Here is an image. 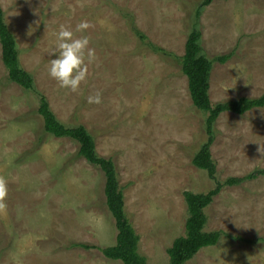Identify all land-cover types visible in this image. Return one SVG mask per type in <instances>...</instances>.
Wrapping results in <instances>:
<instances>
[{"label":"rangeland","instance_id":"obj_1","mask_svg":"<svg viewBox=\"0 0 264 264\" xmlns=\"http://www.w3.org/2000/svg\"><path fill=\"white\" fill-rule=\"evenodd\" d=\"M0 0L14 34L20 66L33 77L25 91L6 78L0 58V264H122L95 249L114 244L115 227L103 194L101 170L77 155V144L43 132L36 114L43 94L66 126L81 124L98 155L113 160L124 210L148 264H168L166 249L183 234V191L214 185L191 159L204 141L205 113L190 100L178 62L187 33L213 62L212 104L264 92V0ZM156 46L152 52L131 32L130 19ZM82 20L90 27L76 32ZM63 25L89 37L95 60L78 91L48 75L54 33ZM87 63V61H85ZM101 93L100 104L86 98ZM264 107L242 115L221 113L210 154L220 182L264 168ZM205 231H222L184 264H264V176L224 185L204 209ZM252 240L250 243L239 240Z\"/></svg>","mask_w":264,"mask_h":264},{"label":"trees","instance_id":"obj_2","mask_svg":"<svg viewBox=\"0 0 264 264\" xmlns=\"http://www.w3.org/2000/svg\"><path fill=\"white\" fill-rule=\"evenodd\" d=\"M213 0H201L195 10L197 20L200 9ZM131 32L152 52L160 55H170L162 47L151 43L147 36L133 23L131 17ZM231 52L220 54L209 59L203 54L200 45V31L193 25L187 33L184 49L177 57L181 73L186 77L188 94L192 105L205 113L204 141L194 153L191 163L198 169L204 170L214 185L206 192L194 193L183 191V199L187 216L184 221L183 234L175 237L166 249L168 264H184L202 247L214 245L224 234L222 231H205L206 215L204 209L212 202L224 185H237L243 181L255 179L264 175V168H255L242 176H230L222 182L216 179V167L210 154V145L214 139V123L223 112L242 115L245 112L264 107V92L256 97L241 96L223 102L212 104L208 96L209 78L213 62L224 63ZM0 58L6 78L25 91H33V77L19 63L18 50L14 34L9 29L0 7ZM36 114L41 120L43 132L56 138H68L77 144V155L89 164L98 167L104 176L103 194L105 205L109 211L116 230L114 244L99 247L84 243L75 246L84 249H95L105 258L118 260L122 264H148L146 258L138 252V235L127 218L124 210L123 193L118 184L117 172L113 160L97 154L94 139L81 124L66 126L60 122L51 110L46 97L38 93ZM231 237V236H230ZM238 238L245 242L252 240Z\"/></svg>","mask_w":264,"mask_h":264},{"label":"clouds","instance_id":"obj_3","mask_svg":"<svg viewBox=\"0 0 264 264\" xmlns=\"http://www.w3.org/2000/svg\"><path fill=\"white\" fill-rule=\"evenodd\" d=\"M90 24L82 20L76 25V32H84ZM53 47L50 55L53 57L48 66V75L54 79L61 88L69 89L72 92L78 91L81 82L87 77V67L95 60V53L89 47V37L82 35L79 38L74 36L73 31L61 25L59 31L54 33ZM87 61V63L85 62ZM88 104H100L101 93L96 92L86 98ZM258 151L264 153L260 146ZM7 195L6 180L0 177V209L6 207L4 199Z\"/></svg>","mask_w":264,"mask_h":264},{"label":"crops","instance_id":"obj_4","mask_svg":"<svg viewBox=\"0 0 264 264\" xmlns=\"http://www.w3.org/2000/svg\"><path fill=\"white\" fill-rule=\"evenodd\" d=\"M254 97H256V96H254ZM260 176H264V175H260ZM257 177H259V176H257ZM257 177H256V178H257Z\"/></svg>","mask_w":264,"mask_h":264}]
</instances>
